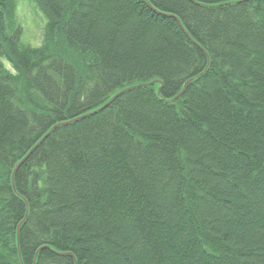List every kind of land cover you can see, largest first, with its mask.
Masks as SVG:
<instances>
[{
    "label": "trees",
    "instance_id": "obj_1",
    "mask_svg": "<svg viewBox=\"0 0 264 264\" xmlns=\"http://www.w3.org/2000/svg\"><path fill=\"white\" fill-rule=\"evenodd\" d=\"M32 1L39 47L0 0V264H264V0Z\"/></svg>",
    "mask_w": 264,
    "mask_h": 264
},
{
    "label": "rangeland",
    "instance_id": "obj_2",
    "mask_svg": "<svg viewBox=\"0 0 264 264\" xmlns=\"http://www.w3.org/2000/svg\"><path fill=\"white\" fill-rule=\"evenodd\" d=\"M8 3L12 5L7 14L11 19L6 15V22L10 20L13 26L21 27V42L32 47L41 46L45 25L41 11L32 0H9Z\"/></svg>",
    "mask_w": 264,
    "mask_h": 264
},
{
    "label": "water",
    "instance_id": "obj_3",
    "mask_svg": "<svg viewBox=\"0 0 264 264\" xmlns=\"http://www.w3.org/2000/svg\"><path fill=\"white\" fill-rule=\"evenodd\" d=\"M180 96V95H179ZM82 118V117H81ZM79 119V118H78ZM77 119V120H78ZM76 120V121H77ZM69 123H71V122H66L65 124H60V125H56V127L57 126H64V125H66V124H69ZM56 127L54 128V129H56ZM53 130H51L50 132H52ZM50 132L49 133H47L46 135H45V137H43V139L40 141V142H42L45 138H46V136L48 135V134H50ZM39 142V143H40ZM38 143V144H39ZM37 144V145H38ZM34 150V149H33ZM33 150H31L26 156H25V158L31 153V152H33ZM25 158L23 159V161L22 162H20L16 167H15V169L13 170L14 172H13V175H12V180H13V178H14V176H15V173H16V170L18 169V167L25 161ZM20 224H19V226H18V229H17V236H18V233H19V229H20Z\"/></svg>",
    "mask_w": 264,
    "mask_h": 264
}]
</instances>
